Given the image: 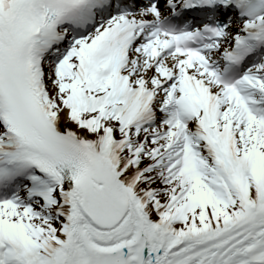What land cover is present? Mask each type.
I'll use <instances>...</instances> for the list:
<instances>
[{
	"label": "snow or ice",
	"instance_id": "1",
	"mask_svg": "<svg viewBox=\"0 0 264 264\" xmlns=\"http://www.w3.org/2000/svg\"><path fill=\"white\" fill-rule=\"evenodd\" d=\"M0 264H264V0H0Z\"/></svg>",
	"mask_w": 264,
	"mask_h": 264
}]
</instances>
